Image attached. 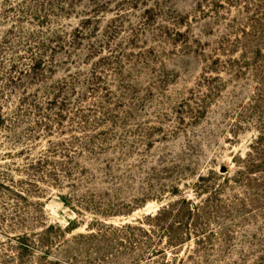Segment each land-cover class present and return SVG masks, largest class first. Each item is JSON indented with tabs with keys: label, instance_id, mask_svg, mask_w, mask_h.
<instances>
[{
	"label": "rangeland",
	"instance_id": "rangeland-1",
	"mask_svg": "<svg viewBox=\"0 0 264 264\" xmlns=\"http://www.w3.org/2000/svg\"><path fill=\"white\" fill-rule=\"evenodd\" d=\"M0 264H264V0H0Z\"/></svg>",
	"mask_w": 264,
	"mask_h": 264
}]
</instances>
